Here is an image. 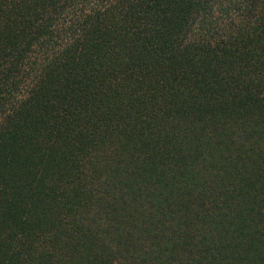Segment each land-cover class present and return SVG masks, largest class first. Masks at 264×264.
<instances>
[{"label":"trees","instance_id":"1","mask_svg":"<svg viewBox=\"0 0 264 264\" xmlns=\"http://www.w3.org/2000/svg\"><path fill=\"white\" fill-rule=\"evenodd\" d=\"M0 264H264V0H0Z\"/></svg>","mask_w":264,"mask_h":264}]
</instances>
